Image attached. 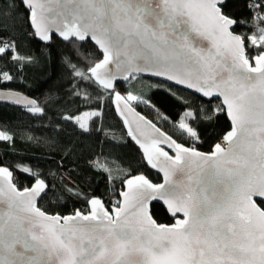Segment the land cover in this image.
<instances>
[{
	"label": "snow or ice",
	"instance_id": "obj_1",
	"mask_svg": "<svg viewBox=\"0 0 264 264\" xmlns=\"http://www.w3.org/2000/svg\"><path fill=\"white\" fill-rule=\"evenodd\" d=\"M20 3L29 14L31 36L51 42L55 34L88 64L84 69L72 57L64 58L75 81L70 95L90 101L86 88L91 84L114 94L128 135L143 149L147 163L163 173L164 182L154 184L143 175L128 178L127 191L120 193L123 201L111 211L92 197L87 214L78 210L61 217L37 206L47 187L42 179L20 191L12 172L0 167V264H264V13L256 14V31L245 36L232 30L237 21L223 11L226 0ZM255 7L264 8V0ZM87 41L99 58L80 51ZM249 49L257 51L249 54ZM4 56L14 62L33 60L20 55L14 41L0 38ZM140 73L165 77L205 97H222L215 110L226 111L231 129L212 152L177 143L135 112L128 102L142 98L131 92L122 96L116 82ZM12 79L0 70V83ZM6 99L26 105L31 113L44 112L36 100L20 94ZM101 114L102 109L68 110L62 119L87 132ZM179 128L197 137L183 118ZM11 139L0 131V141ZM153 200L167 205L174 224L152 218L148 205Z\"/></svg>",
	"mask_w": 264,
	"mask_h": 264
},
{
	"label": "trees",
	"instance_id": "obj_2",
	"mask_svg": "<svg viewBox=\"0 0 264 264\" xmlns=\"http://www.w3.org/2000/svg\"><path fill=\"white\" fill-rule=\"evenodd\" d=\"M258 2L227 0L223 11L237 21L236 34L248 36L256 31V14L264 13V8L255 7ZM32 32L24 5L19 0H0V38L14 41L20 55L33 58L32 62H14L10 56L0 57V70L13 77L0 83V89L22 93L44 108L39 114L0 104V131L12 136L10 141H0V167L12 172L16 186L23 190L42 179L49 189L39 207L50 215L67 216L78 210L87 213L92 197L103 200L111 210L120 202L128 178L143 175L154 184L161 183V177L148 168L144 154L128 137L113 108L114 94L108 95L91 84L86 88L90 101L70 95L75 81L64 58L72 57L79 67H88L84 60L73 56L72 44L54 36L43 44L30 35ZM79 47L85 55L91 54V59L100 57L91 41ZM255 51L249 49V54ZM79 87L84 88L85 84L80 83ZM116 90L125 97L129 92L141 97L143 102L131 103L141 114L177 143L202 153L212 152L231 129L226 112L215 110L220 100L205 101L166 83L139 77L118 84ZM77 109H102L101 116L91 122L90 131L62 119L66 111ZM189 112L191 116L186 115ZM182 118L198 138L179 128ZM24 167L30 171H23ZM151 214L158 224L175 222L160 205H153Z\"/></svg>",
	"mask_w": 264,
	"mask_h": 264
},
{
	"label": "water",
	"instance_id": "obj_3",
	"mask_svg": "<svg viewBox=\"0 0 264 264\" xmlns=\"http://www.w3.org/2000/svg\"><path fill=\"white\" fill-rule=\"evenodd\" d=\"M20 1V0H19ZM226 2H227V0H226ZM31 26V25H30ZM235 27H236V24L235 25H233L232 26V30H234L235 29ZM32 28V27H31ZM32 31H34L33 30V28H32ZM54 37H57L58 39H60L61 41H63L60 37H58L57 35H55L54 34ZM37 40L39 41V42H41V43H43V44H46V43H48V42H43V41H40L38 38H37ZM63 42H65V41H63ZM83 43H85V42H83ZM136 77H139V78H144V79H150V80H155V81H159V82H163V83H166V84H168V85H170V86H173V87H175V88H178V89H180V90H183V91H186V92H189V93H191V94H193V95H195V96H197V97H199V98H201V99H203V100H205V101H211L212 99H217V100H220V101H222V97H205V96H203L201 93H198V92H196L195 91V89H189V88H187V87H185L184 85H178V84H176L175 83V81H170V80H167L165 77H162V76H153V75H151V74H149V73H140V74H138ZM132 78H130L129 80H127V81H125V80H119V81H117L116 82V86L118 85V84H126V83H129L130 82V80H131ZM10 93H17V94H20L21 96H23V97H27L28 99H32V98H30V97H28V96H26V95H24V94H22V93H18V92H14V91H7V90H3V89H0V104H11V105H13V106H15V107H18V108H23V109H27V106L26 105H24V104H16V103H14V102H12L10 99H6V97H8L9 96V94ZM121 94V93H120ZM122 95V94H121ZM123 96V95H122ZM129 103V105L132 107V108H134L135 109V112L136 113H138L139 114V116H141V117H143L144 118V121H148V122H150L152 125H155V127L156 128H158L159 130H160V132L161 133H164V135L165 136H169L167 133H165V132H163L155 123H153L151 120H149L148 118H146L143 114H141L132 104H131V102H128ZM112 104H113V108H114V110H115V112H116V114L119 116V118L123 121V124H124V126H125V129H126V132H127V135H128V125H126L125 124V122H124V116H121V114H120V112L117 110V104H116V101H115V95H113V98H112ZM120 108H121V110H123V108H124V105H123V103L121 102V104H120ZM226 112V111H225ZM125 115H127L128 116V119H129V121L130 122H132L133 120H134V117L132 116V115H129L127 112H125ZM227 115V114H226ZM227 118H228V116H227ZM228 121H229V123H230V125H231V121H230V119L228 118ZM139 123H140V126H141V128L143 129L144 128V125H143V122L142 121H138ZM136 123L135 122H133L132 123V127L135 129L136 128ZM146 132L147 131H150V130H148V129H144ZM128 137L140 148V146H139V144H137L136 142H135V140H133L132 139V137L131 136H129L128 135ZM169 137H171V136H169ZM172 138V137H171ZM141 139H143V137H141ZM161 139H163L162 137H161ZM173 139V138H172ZM174 140V139H173ZM222 140V139H221ZM220 140V141H221ZM219 141V142H220ZM160 147H162L165 151H167L170 155H175V153H174V150L173 149H170V148H168V146H167V144H164V143H162L161 145H160ZM185 147H187V146H185ZM140 150L142 151V153L144 154V152H143V149H141L140 148ZM198 151V150H197ZM200 152V151H199ZM145 157V156H144ZM145 161H146V163H147V159H146V157H145ZM147 166H148V168L150 169V170H152L153 172H155L156 174H158L160 177H161V179H162V182L161 183H163L164 182V176H163V173L162 172H160L157 168H153L150 164H148L147 163ZM150 181V180H149ZM12 182L14 183V180H13V177H12ZM15 184V183H14ZM15 186H16V184H15ZM47 186V185H46ZM17 187V186H16ZM31 188V187H30ZM17 189H19L18 187H17ZM48 186L45 188V191L43 192V193H41V195H40V197H38L37 198V206L39 207V202L41 201V199L43 198V196L48 192ZM20 190V189H19ZM20 191H23V190H20ZM123 191H127V185H126V183L124 184V190ZM120 197V202H122L123 201V197L120 195L119 196ZM254 199H257V202L259 203L260 202V198H254ZM102 202H103V200H102ZM104 203V202H103ZM105 205V204H104ZM153 205H160V206H162L163 208H164V210L168 213V215L171 217V218H174V219H176V217H173L172 216V214L168 211V208H167V205H165L164 203H163V201L162 200H153V201H150V203H149V205H148V210H149V213H150V215L152 216V214H151V207L153 206ZM106 207V206H105ZM90 210H91V206H90V204H88V212H90ZM109 211H111V210H109ZM87 212V213H88ZM87 213H85V214H87ZM50 215V214H49ZM71 215H74V214H71ZM60 216V215H59ZM67 216H69V215H67ZM178 216H180L181 218H182V214H178ZM61 217H63V216H61ZM153 218V217H152ZM154 219V218H153ZM175 223V222H174Z\"/></svg>",
	"mask_w": 264,
	"mask_h": 264
},
{
	"label": "rangeland",
	"instance_id": "obj_4",
	"mask_svg": "<svg viewBox=\"0 0 264 264\" xmlns=\"http://www.w3.org/2000/svg\"><path fill=\"white\" fill-rule=\"evenodd\" d=\"M131 103H136L138 101H130ZM94 119V118H93ZM90 125H91V122H90ZM183 130V129H182ZM184 132H186L185 130H183ZM187 133V132H186ZM188 134V133H187ZM189 135V134H188Z\"/></svg>",
	"mask_w": 264,
	"mask_h": 264
}]
</instances>
